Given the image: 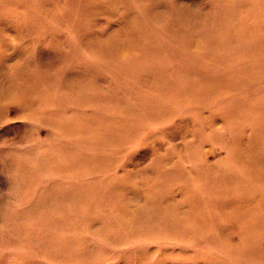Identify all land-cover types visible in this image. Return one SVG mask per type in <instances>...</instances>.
Returning <instances> with one entry per match:
<instances>
[{
	"label": "rangeland",
	"instance_id": "obj_1",
	"mask_svg": "<svg viewBox=\"0 0 264 264\" xmlns=\"http://www.w3.org/2000/svg\"><path fill=\"white\" fill-rule=\"evenodd\" d=\"M0 264H264V0H0Z\"/></svg>",
	"mask_w": 264,
	"mask_h": 264
}]
</instances>
